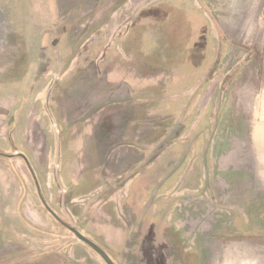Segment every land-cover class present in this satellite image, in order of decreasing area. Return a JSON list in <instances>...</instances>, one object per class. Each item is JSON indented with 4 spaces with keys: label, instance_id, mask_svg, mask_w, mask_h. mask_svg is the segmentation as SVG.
Segmentation results:
<instances>
[{
    "label": "rangeland",
    "instance_id": "374dc122",
    "mask_svg": "<svg viewBox=\"0 0 264 264\" xmlns=\"http://www.w3.org/2000/svg\"><path fill=\"white\" fill-rule=\"evenodd\" d=\"M41 195L114 264H264V0H0V264H107Z\"/></svg>",
    "mask_w": 264,
    "mask_h": 264
},
{
    "label": "crops",
    "instance_id": "0c3cea01",
    "mask_svg": "<svg viewBox=\"0 0 264 264\" xmlns=\"http://www.w3.org/2000/svg\"><path fill=\"white\" fill-rule=\"evenodd\" d=\"M73 11H75V8H73L71 12ZM40 21H41V18H40ZM39 26H41V22ZM125 55H127V52L126 53L123 52L122 57H124ZM139 87H140L139 85L113 86V85H106V84H89L81 89L80 94H82L85 97H89V98L113 97L114 99H119V98L127 97L128 95H130L131 92L135 93L136 89ZM54 106L57 107L56 102L54 103ZM126 113H127V116H125V123H126L127 117H129L128 116V113H130L129 108L126 109Z\"/></svg>",
    "mask_w": 264,
    "mask_h": 264
},
{
    "label": "trees",
    "instance_id": "16d2710c",
    "mask_svg": "<svg viewBox=\"0 0 264 264\" xmlns=\"http://www.w3.org/2000/svg\"><path fill=\"white\" fill-rule=\"evenodd\" d=\"M110 72H115L116 73L117 70H114V71L107 70V74H106V77H105L106 79L102 80L99 83L106 84V85H109L110 83H113L108 78V73H110ZM88 83L89 84H95V82H88ZM124 84L125 85H139L140 86L141 84H147V83H146V81H143V82L139 81V83L124 81ZM119 85H123V84H119ZM83 97H85V96H83ZM86 98H89V97H86ZM99 98L103 99V100H106V101L105 102H101V101L93 100L92 102H94L93 105H95V106L90 107L89 111L93 112L92 114H94V112L97 110V108L99 109L100 107L102 109H104L105 112H106V110H109V111L106 112V115H104L105 116L104 118H106L105 122H107V123H109L111 125H114L116 128L119 127V126H117V122L118 121H117V119L115 120V116L117 115V112H116L117 110H119L118 111L119 113H122V114L125 113L123 107H121V105L118 106L116 103H114L116 99H114L113 97H97V99H99ZM91 99H96V98H91ZM122 118H123V122L122 123H124L125 122V115H122ZM35 185H36V181H35ZM36 187H37V185H36ZM41 202L43 203V206L45 207V209L47 211L51 212V209L48 207V205L43 200L42 195H41Z\"/></svg>",
    "mask_w": 264,
    "mask_h": 264
},
{
    "label": "water",
    "instance_id": "95a60500",
    "mask_svg": "<svg viewBox=\"0 0 264 264\" xmlns=\"http://www.w3.org/2000/svg\"><path fill=\"white\" fill-rule=\"evenodd\" d=\"M52 215L55 216V218L57 219V216L51 211ZM75 236V238L81 242H83L85 245L89 246L90 248H92L97 254H99L101 256V258L107 263V264H114L112 263V261L106 256V254L97 246H95L94 244H92L89 240H87L85 237H83V235H81L76 229L72 228V227H67Z\"/></svg>",
    "mask_w": 264,
    "mask_h": 264
},
{
    "label": "flooded vegetation",
    "instance_id": "af4514ba",
    "mask_svg": "<svg viewBox=\"0 0 264 264\" xmlns=\"http://www.w3.org/2000/svg\"><path fill=\"white\" fill-rule=\"evenodd\" d=\"M49 212V211H48ZM51 215H52V213L51 212H49ZM61 225H63V226H65V227H67V225L65 224V223H63L58 217H57V219H56Z\"/></svg>",
    "mask_w": 264,
    "mask_h": 264
}]
</instances>
